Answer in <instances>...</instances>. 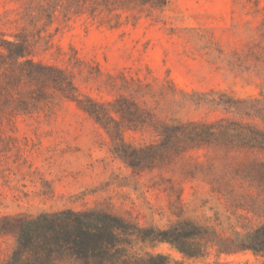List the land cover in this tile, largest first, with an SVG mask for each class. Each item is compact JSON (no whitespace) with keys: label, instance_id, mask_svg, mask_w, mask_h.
<instances>
[{"label":"rangeland","instance_id":"obj_1","mask_svg":"<svg viewBox=\"0 0 264 264\" xmlns=\"http://www.w3.org/2000/svg\"><path fill=\"white\" fill-rule=\"evenodd\" d=\"M162 2L0 0V218L94 212L203 247L132 238L133 264H264L242 250L264 228V0Z\"/></svg>","mask_w":264,"mask_h":264},{"label":"trees","instance_id":"obj_2","mask_svg":"<svg viewBox=\"0 0 264 264\" xmlns=\"http://www.w3.org/2000/svg\"><path fill=\"white\" fill-rule=\"evenodd\" d=\"M163 5L166 0H163ZM207 132V126H204ZM209 131V130H208ZM58 213L36 218H0V238L14 239V249L7 264H47L53 257H69L82 264H133L144 262L133 256L125 246L130 239L142 242L168 243L187 259L203 257V247L185 248L184 240L190 239L182 231L175 234L159 232V237L148 238L146 231L123 224L119 219L101 213ZM123 237H126L123 242ZM154 237V236H151ZM129 244V242H128ZM242 250L264 258V228L250 236ZM151 263L170 264L164 256L151 257ZM145 263V262H144ZM187 264V263H175Z\"/></svg>","mask_w":264,"mask_h":264}]
</instances>
